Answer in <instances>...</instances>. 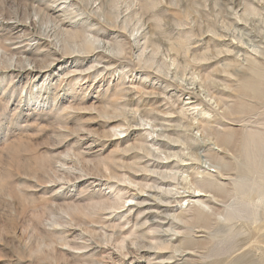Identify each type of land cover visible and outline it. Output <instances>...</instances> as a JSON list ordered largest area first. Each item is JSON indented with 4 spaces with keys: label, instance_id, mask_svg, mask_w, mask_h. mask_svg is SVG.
Wrapping results in <instances>:
<instances>
[{
    "label": "rangeland",
    "instance_id": "1",
    "mask_svg": "<svg viewBox=\"0 0 264 264\" xmlns=\"http://www.w3.org/2000/svg\"><path fill=\"white\" fill-rule=\"evenodd\" d=\"M172 256L264 264V0H0V264Z\"/></svg>",
    "mask_w": 264,
    "mask_h": 264
},
{
    "label": "bare ground",
    "instance_id": "2",
    "mask_svg": "<svg viewBox=\"0 0 264 264\" xmlns=\"http://www.w3.org/2000/svg\"><path fill=\"white\" fill-rule=\"evenodd\" d=\"M241 6V5H240ZM39 41V40H38ZM220 41V40H219ZM138 47V46H137ZM30 65V64H29ZM26 67H28V65L26 66ZM37 67V66H36ZM184 101V103H183V109H181V111H192V110H195L196 109V105H195V102L192 100V99H190V98H186L185 100H183ZM221 101V100H220ZM190 113V112H189ZM197 113V112H196ZM183 114V113H182ZM188 114V113H187ZM197 121V120H196ZM197 123V122H196ZM201 124V123H200ZM203 124V123H202ZM199 125V124H198ZM196 126V125H195ZM198 129H202L201 128V126H200V128H198ZM203 130V129H202ZM202 130L200 131V132H202ZM186 131V130H185ZM196 131V130H195ZM193 133V132H192ZM203 133H208V134H215L216 135V139H217V142H218V140H221L222 142H223V144L222 145H225V146H227L228 144H227V141H226V139L224 138L223 139V136H221V134L219 133V131H217V132H215V130L212 128V127H209L207 124L206 125H204V130H203ZM171 141V140H170ZM173 142H175V141H173ZM169 143H171V144H173L172 142H169ZM176 143V142H175ZM174 143V144H175ZM179 143V142H178ZM178 143H176V145L178 144ZM185 144V143H184ZM188 145V144H187ZM178 146V145H177ZM180 146V145H179ZM184 146H186V145H184ZM187 148H189V147H187ZM186 148V149H187ZM169 150V149H168ZM178 154V153H177ZM181 156V155H180ZM188 156V155H187ZM193 159V158H192ZM195 159V158H194ZM190 161V160H189ZM155 162V161H154ZM182 163H183V161H181ZM192 162V161H191ZM191 162H189V163H191ZM189 163H185V164H189ZM155 164V163H154ZM161 164V163H160ZM184 164V163H183ZM156 165V164H155ZM157 166V165H156ZM156 168V167H155ZM162 168V167H161ZM157 169V168H156ZM158 173V172H157ZM160 173V172H159ZM160 176H161V174H160ZM159 176V177H160ZM161 178V177H160ZM163 181V180H162ZM167 183V182H166ZM169 183V182H168ZM133 185V184H132ZM162 185V184H161ZM136 186V185H135ZM133 187V186H132ZM154 189V188H153ZM157 189V188H156ZM161 189V188H160ZM209 191V190H208ZM198 192V194H196ZM199 192H201V191H199L198 189L196 190V192H188V194L186 195V196H182V197H180L182 200H185V199H188L189 201L190 200H193L194 198H197V197H210L208 194H204V193H199ZM156 205V208L151 212V214H149V215H152L151 216V218H153L154 219V224L155 225H157L159 228H164L165 226H167V225H169L170 224V215L168 214V213H165V211L167 210H169L168 209V206H164V205H158L157 203L155 204ZM201 205V204H200ZM203 205V204H202ZM125 206H121V207H118V208H116V210L117 209H121V208H124ZM207 208V207H206ZM205 208V209H206ZM202 209H204V205H203V207H202ZM131 210H133V209H131ZM159 249H161V248H159ZM164 249V247L162 248V250ZM161 250V251H162ZM161 251H159V252H161ZM146 253H147V256L148 257H150V258H152V256H156L157 254H155V253H158V252H151L150 250H147V251H145ZM188 252H190V251H187V252H185V253H183L182 254V258H181V261H184V259L183 258H186V257H188V256H190V253H188ZM180 253V252H179ZM178 253V254H179ZM137 254V253H136ZM178 254H176L177 256H178ZM185 254V255H184ZM194 256V255H193ZM173 260H174V262H173ZM151 260H149V262H148V264H151V262H150ZM177 263V260H176V257L175 256H172V257H170V258H168V259H165V260H163V261H161V262H158L157 264H176Z\"/></svg>",
    "mask_w": 264,
    "mask_h": 264
}]
</instances>
